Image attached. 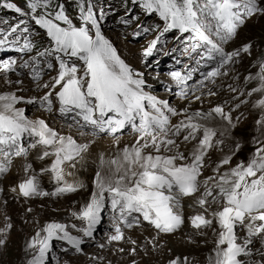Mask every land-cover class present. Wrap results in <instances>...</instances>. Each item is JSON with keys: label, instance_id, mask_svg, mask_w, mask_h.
<instances>
[{"label": "snow or ice", "instance_id": "6c2138e0", "mask_svg": "<svg viewBox=\"0 0 264 264\" xmlns=\"http://www.w3.org/2000/svg\"><path fill=\"white\" fill-rule=\"evenodd\" d=\"M0 10L14 13L0 21V49L18 54L0 59V176L17 174L0 187V257L16 227L11 203L33 225L21 264H201L185 248H205L202 264H264V45L235 42L264 18V0H121L118 38L152 35L128 57L103 28L117 9L100 0H0ZM169 35L189 61L166 74L182 106L149 83ZM248 103L258 115L245 141L235 130ZM89 184L65 217H33L32 201ZM107 209L110 231L96 242Z\"/></svg>", "mask_w": 264, "mask_h": 264}, {"label": "rangeland", "instance_id": "374dc122", "mask_svg": "<svg viewBox=\"0 0 264 264\" xmlns=\"http://www.w3.org/2000/svg\"><path fill=\"white\" fill-rule=\"evenodd\" d=\"M102 5L107 9L110 5L105 1H101ZM117 7H115V9H117L116 12H110L108 14V18L104 21L103 23V28L104 30L107 32V34L112 37V36H116V38L112 39L115 41L116 46L118 48L121 49L122 53L128 57L130 56V52H135L140 45H142L146 40H149L152 38V35L150 34L149 36L144 37V39H138L133 41L132 43H127V42H122L119 38H118V34L123 33L125 31V28L121 25H119L118 22L116 21V17L119 15V9H120V5H121V0H119V2L117 3ZM1 11V10H0ZM4 12V11H3ZM3 12L0 14V21H3ZM8 13V12H7ZM9 15H12L13 12L10 10V12L8 13ZM134 14V13H133ZM142 19L144 20L145 24H152L153 21L156 19L155 17H142ZM139 22V21H137ZM3 24H0V27H3ZM133 27H135V25H133ZM129 32L131 31V29H127ZM167 39L169 40V44L164 48V51L167 52L168 50L171 49L172 47V38L169 35L167 37ZM253 40L254 43H260L261 45H264V18H261V20L259 22L256 21H250L248 24L244 25L241 29H240V34L239 36L236 38V43H240L243 40ZM234 45L230 44L228 45V48L230 49L231 47H233ZM176 47H179V45H176ZM176 55H180V52L177 51L175 52ZM256 55V50L255 48L253 49V56ZM18 56V54L15 52V50L12 49H0V59H8V58H16ZM165 56L163 54H161L158 57V61L160 63L161 57ZM27 58V57H25ZM178 61H180L182 64L176 66L178 69H182L184 64L188 63L189 61L187 60V58L182 57L181 55L179 57H177ZM163 61V60H162ZM176 60L174 59H169L166 61V63H175ZM171 65V64H170ZM175 67V69H176ZM174 67L172 66H167L166 69L161 68V66H156L155 71H158L160 73V80L158 82H152L150 81V88L151 91L153 92V94L158 95L159 93H161L160 95H168L169 98V102L172 103L173 105H183V101H180L175 95H174V90H175V86H172V89L169 91H166L165 85L171 83L170 78L167 77V72L169 70H173ZM250 69V63H249V58L247 56H245V58L240 62L239 66H238V71H239V75H240V81H242L243 75L247 74L246 70ZM19 70V69H18ZM252 71H255V68H251ZM148 71H153V69H149ZM47 78V77H45ZM199 78V75L197 74L194 77V80ZM233 81L231 79L222 81V83H232ZM217 87H219V84L217 85ZM147 90V89H146ZM225 92H221V97H224L226 94H224ZM161 98V97H160ZM34 111V109H29L28 114L31 115L32 112ZM241 112L244 113V115L246 116V119L243 120L239 126V128H237L235 130V135L236 136H242L244 138L245 141H248L250 136L252 134H254L252 132L253 129V121L256 118V116L258 115V110L253 111L251 108V103H248L246 105H242ZM251 151V146L248 143H245L243 151L240 153V156L243 157L247 152ZM35 153H32V156H34ZM31 158V157H30ZM215 157L213 156V159ZM22 161H17V165L20 164ZM37 167L39 165H36ZM91 167L90 170L87 174H82L83 178H85L87 181L90 182L91 180ZM13 175H8V176H0V187L3 188H7V186L10 185L11 182L15 181L17 178H13ZM42 184L43 186L48 189L51 190V184L48 182V178L45 176L42 178ZM88 191H90V184H89V188L88 190H82V191H78L75 194H71L68 195L66 197H62L60 199H49V198H44L42 200H34L31 203L35 206V210L33 212V217L39 219L41 221V223H43V221L50 219V218H63L65 217L66 213H67V209L68 207L71 206V202L73 200H76L78 203L82 202L84 200L87 199V195H88ZM4 194L0 193V200L4 199ZM40 204H44L45 206H48L49 211H50V215L49 217H44L43 215V211H40L39 205ZM78 206V205H77ZM10 208L13 210V221L16 225V227L13 229L12 232V237L10 240V244H9V248L7 250V252L0 257V264H21L22 259H23V252H22V247L25 241V238L30 235L33 231V225L29 224V225H23L20 221V219L16 216V212L19 211V209H17L16 205L11 204L10 203ZM46 209V208H45ZM37 212H39V216L37 217ZM111 210L107 209L104 212V219L102 221V228H100V225L97 227V231L95 233L96 236V242H101L104 239L105 233L110 231V226H109V220L108 217L110 215ZM185 231H187V228H185ZM135 235V234H134ZM209 247H211V245H209ZM58 248V246H57ZM85 250L86 251H94L95 250V245L93 244L91 247L86 244L85 245ZM183 251H190L192 252L193 255L196 256L197 253V257L199 258V260L203 261V256L200 255V253L202 252H206L205 248H200V249H196V248H185L182 249ZM115 259L116 257H114V264H115ZM123 262V264L126 263V259L127 258H120ZM153 259H155V257H153ZM50 261H51V257H50ZM125 261V262H124ZM51 264H55L54 261H51ZM142 264H148V261H143Z\"/></svg>", "mask_w": 264, "mask_h": 264}, {"label": "bare ground", "instance_id": "6f19581e", "mask_svg": "<svg viewBox=\"0 0 264 264\" xmlns=\"http://www.w3.org/2000/svg\"><path fill=\"white\" fill-rule=\"evenodd\" d=\"M113 38H116V36L114 35V36H112ZM111 37V38H112ZM169 54L168 55H165V56H162L161 57V60H160V63H158V65L157 66H161V68H163V69H166V67L167 66H172V67H174L173 69H175V67L176 66H178V65H181L182 63L181 62H179V63H177V62H175V63H166V61L168 60V58L169 59H174L173 57H175V59L174 60H178L177 59V57H179L180 55H176V53H173V52H171L170 50H168L167 51ZM163 60V61H162ZM134 62V61H133ZM176 69H178L177 67H176ZM198 79V78H197ZM161 93H159L157 96H159V97H161L162 99H167V100H169V98H168V95H163L162 94V96L160 95ZM224 94H226V92L224 93ZM184 104V103H183ZM178 106H181V105H178ZM125 139H127V137H125ZM19 165V164H18ZM11 175H13L15 178H17V174H16V172H15V170H13V172L11 173ZM13 177V178H14ZM46 209H44L43 210V215H44V217H49V216H51L50 215V211H49V208H48V206H46L45 207ZM99 226V225H98ZM97 226V227H98ZM102 226V224L100 225V228H102L101 227ZM135 233H133V235H134ZM196 256H197V253H196ZM125 262V261H124ZM126 264V263H125Z\"/></svg>", "mask_w": 264, "mask_h": 264}, {"label": "trees", "instance_id": "16d2710c", "mask_svg": "<svg viewBox=\"0 0 264 264\" xmlns=\"http://www.w3.org/2000/svg\"><path fill=\"white\" fill-rule=\"evenodd\" d=\"M3 11H4V12H3ZM2 12L4 13V15H5V17H6L5 19H10V18H12V17H10L9 15H7V10H1L0 13H2Z\"/></svg>", "mask_w": 264, "mask_h": 264}]
</instances>
